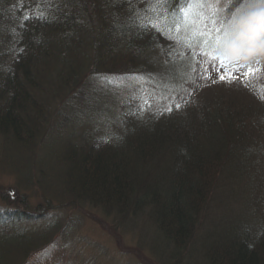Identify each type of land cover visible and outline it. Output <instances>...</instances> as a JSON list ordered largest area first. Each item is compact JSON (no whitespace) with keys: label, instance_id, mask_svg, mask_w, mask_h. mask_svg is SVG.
Here are the masks:
<instances>
[{"label":"trees","instance_id":"trees-1","mask_svg":"<svg viewBox=\"0 0 264 264\" xmlns=\"http://www.w3.org/2000/svg\"><path fill=\"white\" fill-rule=\"evenodd\" d=\"M84 1L78 8L75 3L79 0H43L47 12L64 11L63 27L53 25L46 13L31 14L27 29L0 35V49L5 50L0 55V87L9 96L0 107V139L8 144L4 147L0 142V151L13 148L14 143L24 147L30 130L35 132V124L46 120L36 116L38 111L26 94L27 87L40 91L35 80L43 75L44 62L52 66L47 72L50 75L60 65L69 66L67 60L82 48H90L100 53L99 65L91 69L115 63L128 68L132 56L150 42L148 33L142 32L141 15L134 16V7L146 12L149 0L143 9L135 0ZM21 2L18 8L23 14L32 1ZM90 10L95 21L102 23L99 30L104 29L105 35L79 27L80 20L88 23ZM9 11L3 14L10 16ZM148 16L146 22L152 25L156 19ZM156 33L157 38L164 35ZM112 38L118 40L111 43ZM209 103L211 109L192 110L194 103L188 99L161 120L152 115L145 118L143 112L128 115L135 128L111 142L95 135L64 147L57 142L60 166L67 167L62 177L73 204H89L113 216L116 224L123 225L131 215L149 217L164 240L157 247L158 255L168 259V264H181L180 251L196 240L202 264H264V112L243 101ZM217 188L220 193L215 197ZM213 205L211 228L206 230L201 219ZM35 216L12 208L0 212V264H29L34 255L52 246L59 231L67 233L65 222L61 226L53 215ZM36 223L43 229L39 235L34 234L40 230L33 228ZM201 231L205 236L199 240Z\"/></svg>","mask_w":264,"mask_h":264},{"label":"rangeland","instance_id":"rangeland-1","mask_svg":"<svg viewBox=\"0 0 264 264\" xmlns=\"http://www.w3.org/2000/svg\"><path fill=\"white\" fill-rule=\"evenodd\" d=\"M24 1H32L29 4L32 6L26 5L27 10L23 14L18 8L22 7L21 0L0 1V35L27 29L31 14L46 13L47 19L53 20V25L61 23L62 26L64 11L58 9L53 14L47 12L43 0ZM80 2L85 4L86 1L75 3L78 8ZM138 2L142 8L145 0H135V5ZM251 2L149 0L148 5L147 0L146 12H138L140 9L135 6L134 16L138 19L141 15V25L145 23L142 32L148 33L150 42L141 48L137 56H132L128 68L115 63L99 70L91 69L95 64L99 65L100 53L95 54L90 48H82L77 56L67 60L69 66L60 65V69L50 75L47 72L52 70V66L44 62L46 68L40 71L43 75H40V80H37L38 77L35 80L39 81L37 85L40 91H29L27 87L26 94L33 101V110L38 111L36 116H44L46 120L40 125L35 124V132L30 130L24 147L14 143L13 148L0 151V212L12 208L29 212L34 217L37 214L43 217L53 215L61 226L63 222L66 224L67 233L59 231L52 246L34 255L29 264L169 263L168 259L161 260L157 252L159 244L164 245L163 236L145 214L126 217V221L120 225L116 224L113 216L108 217L99 209H92L89 204L79 206L77 202H71L73 199L67 188L68 183L62 177L67 167L60 166L61 151L55 148V144L59 142L63 147L73 145L90 139L92 135L100 136L105 142L116 140L120 135L124 138L135 128L128 121V115L136 116L143 112L145 118L152 115L161 120L166 114L177 111V105L184 104L188 99L194 103L192 110L202 106L211 109L209 102L229 99L252 103L257 111L264 112V58L229 64L215 56L217 41L226 26ZM7 9L10 16L3 14ZM146 15L156 19L152 25L146 22ZM93 16L90 10L88 23L79 21L78 25L84 32L95 30L98 33L102 23L95 21ZM99 31L101 35L106 33L104 29ZM158 31L164 34L161 38L154 37ZM117 40L112 38L111 43ZM4 51L1 48L0 55ZM125 52L128 58L131 51ZM134 57H137L136 60ZM8 98L5 89L0 87V107ZM0 142L4 147L8 145L3 138ZM219 193L217 188L215 197ZM214 202L216 204L217 200ZM215 207L213 205L208 213H203L201 224L206 230L211 228L209 224H212L210 220H213L211 215ZM39 225L36 223L33 227L40 228L34 232L35 235L43 231ZM21 227L25 228V225L21 223ZM198 235L200 240L205 233L201 231ZM180 254L183 257L181 264L203 262L197 240Z\"/></svg>","mask_w":264,"mask_h":264},{"label":"clouds","instance_id":"clouds-1","mask_svg":"<svg viewBox=\"0 0 264 264\" xmlns=\"http://www.w3.org/2000/svg\"><path fill=\"white\" fill-rule=\"evenodd\" d=\"M215 56L229 64L264 58V0H252L234 16L215 49Z\"/></svg>","mask_w":264,"mask_h":264},{"label":"snow or ice","instance_id":"snow-or-ice-1","mask_svg":"<svg viewBox=\"0 0 264 264\" xmlns=\"http://www.w3.org/2000/svg\"><path fill=\"white\" fill-rule=\"evenodd\" d=\"M161 2H163V0H161ZM203 35V33H201ZM217 43H219V41H217ZM188 46H191V45H188ZM205 54H209V53H205ZM213 59H215V57H213ZM221 79H224V77H221ZM178 107V105H177ZM169 111L171 110L170 108L168 109Z\"/></svg>","mask_w":264,"mask_h":264}]
</instances>
